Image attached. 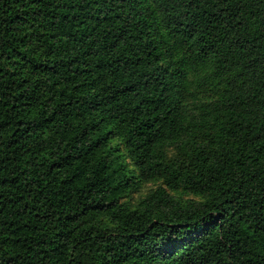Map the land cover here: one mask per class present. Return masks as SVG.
<instances>
[{"label":"trees","instance_id":"obj_1","mask_svg":"<svg viewBox=\"0 0 264 264\" xmlns=\"http://www.w3.org/2000/svg\"><path fill=\"white\" fill-rule=\"evenodd\" d=\"M0 264H264V0H0Z\"/></svg>","mask_w":264,"mask_h":264},{"label":"rangeland","instance_id":"obj_2","mask_svg":"<svg viewBox=\"0 0 264 264\" xmlns=\"http://www.w3.org/2000/svg\"><path fill=\"white\" fill-rule=\"evenodd\" d=\"M138 179V178H137ZM161 184V181H143L137 184L136 188L131 191L128 197L124 200L131 202L132 204L136 203L141 197L146 195L149 191L153 190ZM176 196L183 195L184 197L189 196V194L176 192Z\"/></svg>","mask_w":264,"mask_h":264},{"label":"snow or ice","instance_id":"obj_3","mask_svg":"<svg viewBox=\"0 0 264 264\" xmlns=\"http://www.w3.org/2000/svg\"><path fill=\"white\" fill-rule=\"evenodd\" d=\"M161 243L163 244L164 242H163V241H161Z\"/></svg>","mask_w":264,"mask_h":264}]
</instances>
